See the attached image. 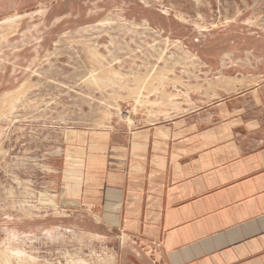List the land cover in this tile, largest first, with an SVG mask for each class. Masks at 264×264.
Returning <instances> with one entry per match:
<instances>
[{"label":"rangeland","instance_id":"1","mask_svg":"<svg viewBox=\"0 0 264 264\" xmlns=\"http://www.w3.org/2000/svg\"><path fill=\"white\" fill-rule=\"evenodd\" d=\"M21 1L0 16V264H152L86 209L88 153L228 95L264 123V0Z\"/></svg>","mask_w":264,"mask_h":264},{"label":"crops","instance_id":"2","mask_svg":"<svg viewBox=\"0 0 264 264\" xmlns=\"http://www.w3.org/2000/svg\"><path fill=\"white\" fill-rule=\"evenodd\" d=\"M13 7L0 0V16ZM147 101L139 108H161ZM236 101L209 104L211 120L112 124L88 153L83 201L94 220L149 246L152 264H264V123Z\"/></svg>","mask_w":264,"mask_h":264}]
</instances>
